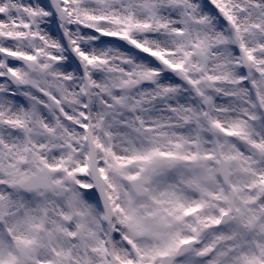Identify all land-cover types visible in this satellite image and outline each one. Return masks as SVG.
<instances>
[{"label":"snow or ice","instance_id":"6c2138e0","mask_svg":"<svg viewBox=\"0 0 264 264\" xmlns=\"http://www.w3.org/2000/svg\"><path fill=\"white\" fill-rule=\"evenodd\" d=\"M0 264H264V0H0Z\"/></svg>","mask_w":264,"mask_h":264}]
</instances>
